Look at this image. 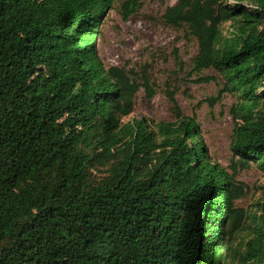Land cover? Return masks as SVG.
I'll return each instance as SVG.
<instances>
[{"label": "trees", "instance_id": "obj_1", "mask_svg": "<svg viewBox=\"0 0 264 264\" xmlns=\"http://www.w3.org/2000/svg\"><path fill=\"white\" fill-rule=\"evenodd\" d=\"M116 1L0 0V264L226 262L242 188L195 121L172 96L175 123L119 127L138 85L94 44ZM163 19L196 42L192 71L214 70L237 98L232 152L264 172V0H177ZM257 243L246 264H264Z\"/></svg>", "mask_w": 264, "mask_h": 264}, {"label": "rangeland", "instance_id": "obj_2", "mask_svg": "<svg viewBox=\"0 0 264 264\" xmlns=\"http://www.w3.org/2000/svg\"><path fill=\"white\" fill-rule=\"evenodd\" d=\"M127 1L131 0H117L105 12L94 41L103 68H118L138 85L132 112L120 120L119 127L126 129L132 121L142 118L154 123H175L177 112L171 103L174 97L178 117L195 121L209 158L242 188L243 195L234 202V208L242 210L244 217L239 226L237 220L227 226L231 234L225 238L228 255L224 264H246L242 257L246 256L248 243L258 249L259 241L264 248V172L253 162L242 168L232 152L233 128L242 123L234 112L238 100L222 92L223 80L214 70L192 71L196 42L186 29L172 28L163 19L166 9L177 0H133L136 11L124 9ZM231 24H224L225 35L231 31ZM119 137L123 143L116 152L122 156L129 138L122 134ZM108 169L104 166L97 170L104 174ZM261 253L264 250H259Z\"/></svg>", "mask_w": 264, "mask_h": 264}]
</instances>
